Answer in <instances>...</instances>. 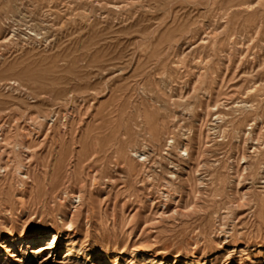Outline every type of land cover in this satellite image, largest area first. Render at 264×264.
<instances>
[{"label":"rangeland","instance_id":"rangeland-1","mask_svg":"<svg viewBox=\"0 0 264 264\" xmlns=\"http://www.w3.org/2000/svg\"><path fill=\"white\" fill-rule=\"evenodd\" d=\"M0 264H264V0H0Z\"/></svg>","mask_w":264,"mask_h":264},{"label":"bare ground","instance_id":"bare-ground-1","mask_svg":"<svg viewBox=\"0 0 264 264\" xmlns=\"http://www.w3.org/2000/svg\"><path fill=\"white\" fill-rule=\"evenodd\" d=\"M226 230V229H225Z\"/></svg>","mask_w":264,"mask_h":264}]
</instances>
